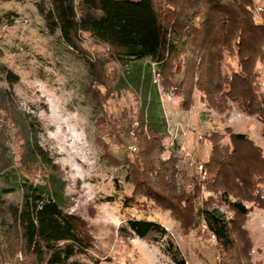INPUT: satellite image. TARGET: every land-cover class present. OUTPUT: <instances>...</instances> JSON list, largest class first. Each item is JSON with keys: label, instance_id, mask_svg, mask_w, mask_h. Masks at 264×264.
I'll return each mask as SVG.
<instances>
[{"label": "trees", "instance_id": "trees-1", "mask_svg": "<svg viewBox=\"0 0 264 264\" xmlns=\"http://www.w3.org/2000/svg\"><path fill=\"white\" fill-rule=\"evenodd\" d=\"M264 1V0H263ZM39 14L49 35L58 34L62 44L81 52V35L86 33L97 44L106 46L108 57L123 66L146 60V72H127L140 95V111L135 130L138 151L129 162L128 180L138 192L170 212L180 228L188 233L202 219L203 235L214 238L219 264H252V240L246 228L252 210L244 203L264 209V156L246 134L228 132V143L221 136L207 139L210 152L204 162L208 192L217 194L231 217L217 208L209 197L199 206L201 187L196 172L187 167L183 184L173 182L176 158L161 161L162 140L166 121L161 109L153 72L162 75L165 84L176 85L180 108L192 105V91H200L207 103L217 111L235 104L245 115L255 117L264 127V10L262 21L255 15L252 0H43ZM264 3V2H263ZM264 8V6H263ZM236 60V70L224 73L225 57ZM91 76L100 71L101 64L79 56ZM155 66V67H153ZM155 68V69H154ZM0 81L9 85L18 77L0 64ZM95 81L101 82L100 78ZM152 85V86H151ZM97 107V125L104 124L102 104L107 95L93 96ZM0 112L14 124L22 140L24 164H49L47 154L38 146L34 123L17 113L13 96L0 87ZM131 121L123 129L129 132ZM264 135V131H263ZM2 153L4 145L0 144ZM44 185L27 179L20 183L19 204L7 203L0 190V262L11 264H77L73 257L91 247L92 238L87 223L66 211L63 183L53 176ZM191 190L187 189V186ZM126 206L136 203L132 195ZM127 228L136 237L151 232L166 231L157 223L130 220ZM164 253L173 264H186L179 249L167 238ZM20 254V259L16 256Z\"/></svg>", "mask_w": 264, "mask_h": 264}, {"label": "rangeland", "instance_id": "rangeland-1", "mask_svg": "<svg viewBox=\"0 0 264 264\" xmlns=\"http://www.w3.org/2000/svg\"><path fill=\"white\" fill-rule=\"evenodd\" d=\"M252 2L260 22L262 15L256 12L258 3ZM263 2L260 5L264 6ZM39 4L43 5V0H0V64L18 77V82L12 85L0 81V87L13 96L17 113L34 123L38 146L49 160L48 165L41 162L24 166L22 140L12 121L0 112V144L5 147L1 154L0 146V190L9 191L3 199L19 204L23 179L39 185H44L48 176L62 181L66 211L87 223L92 238L91 247L71 259L77 264H173L164 253L167 238L179 249L186 264H219L214 238L207 239L203 235L202 219L197 220L195 229L185 233L169 211L138 192L134 193V185L128 180V163L138 151L136 136L131 140L129 132L138 125L139 97L143 88L137 90L127 72H135L136 66L144 74L148 62L123 66L109 59L107 47L97 44L86 33L80 37L81 52L65 47L58 34L46 33ZM78 55L99 62L100 71L91 76ZM236 67L234 58L226 56L223 59L221 69L225 74ZM257 67L263 76L262 66L258 64ZM159 77L157 85L155 77L152 80L158 93L163 95L176 86L165 84L162 75ZM98 78L102 83L95 81ZM96 94H106L108 98L101 108L104 124L99 126L93 114L98 106L93 98ZM160 105L170 126L180 123L187 130L183 144L203 164L210 152L208 137L221 136L220 143L226 145L227 131L246 134L261 148L264 156L263 125L255 117L243 114L235 104L217 111L193 88L192 105L188 110L180 108V98L176 94ZM130 121L131 128L125 135L123 129ZM131 141L135 142L137 150L128 154L126 146ZM167 145L164 137L160 159L176 158L173 182L180 188L183 173L190 170L180 153L167 149ZM199 185V206L213 197L211 209L217 208L231 217L226 207L219 204L217 194L208 192L203 182ZM187 189L191 187L188 185ZM132 195L136 203L126 206L125 201ZM244 205L252 208L246 222L252 240V264H264V209L251 203ZM130 220L157 223L167 234L151 232L138 238L127 228ZM4 230L0 225V234ZM16 257L20 259L21 256L17 254ZM0 264H11L10 259Z\"/></svg>", "mask_w": 264, "mask_h": 264}, {"label": "built area", "instance_id": "built-area-1", "mask_svg": "<svg viewBox=\"0 0 264 264\" xmlns=\"http://www.w3.org/2000/svg\"><path fill=\"white\" fill-rule=\"evenodd\" d=\"M254 1L258 3L256 7V12L262 13L264 8L262 5H260V2L263 0H254ZM153 73H154L153 78L155 77V84L157 85L158 78H160L159 77L160 75L157 74L156 72H153ZM176 89H177L176 86L171 87L168 93L163 94L164 96L161 93H159L160 103H164L165 101L172 100V98L175 95ZM1 126H2V121L0 120V127ZM129 134H130L131 140L135 139V136H136L135 130H131ZM186 136H187V130L180 123H175L173 126H170L166 122L165 137L168 140L167 149H176L180 153V156L186 161V164L188 165V167L193 169L196 172L198 179H199V183L202 184L203 180L206 177V171L204 168V164L203 162L195 159L193 155L185 148L183 141L186 139ZM126 150L128 154L134 153L137 150L135 142L131 141L130 143H128V145L126 146ZM176 169H178L177 166H176Z\"/></svg>", "mask_w": 264, "mask_h": 264}]
</instances>
